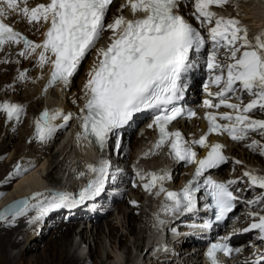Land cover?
<instances>
[{
	"label": "snow or ice",
	"instance_id": "obj_1",
	"mask_svg": "<svg viewBox=\"0 0 264 264\" xmlns=\"http://www.w3.org/2000/svg\"><path fill=\"white\" fill-rule=\"evenodd\" d=\"M228 2L229 0H194L195 19L201 26L214 24L208 28L211 50L207 52L205 64L208 72L213 74L212 83L221 86L220 91L209 93L210 97H215L219 102L213 104L212 99H206L204 105L217 109L224 106L233 110L218 115L206 113L208 133L191 142L201 147H210L202 159H197L196 151L185 141L180 131L169 132L166 127L184 112L182 108L175 106V102L183 95L182 77L192 67L190 52L200 53L209 42L197 28L177 14L175 9L179 0H127L122 8L130 7L134 16L140 13L143 15L136 19L118 15L107 24L105 18L112 0H49L31 8L27 6V0H0V49L5 44H18L21 41L24 43V50L19 53L21 56L28 55L29 50L35 53L37 49H42L38 57L40 65L50 61L53 66L49 85L58 81L67 83L85 55L96 46L105 29L111 30V43L107 48L97 50L98 57L102 58L98 59V63L90 71L84 86V133L94 137L102 148L110 134L128 124L135 113L153 110L156 113L153 123L160 133L155 147L160 148L170 139V153L178 161L197 165L193 180L181 192H166V198L172 201L171 210L191 212L196 206V193L203 187L218 210L216 218L220 220L236 208L240 197L234 194L236 190L231 186L238 181L223 183L209 176L204 179L203 184L198 183V179L207 170L218 168L227 161L222 152L223 145L207 144L208 134L227 133L236 141L246 139L249 132L264 135V120L253 119L249 115L257 109L264 111V31L250 39L248 29L242 26L238 18L218 16L211 10L212 6L223 7ZM10 12H16L29 23H48L43 42L34 43L5 23L3 18L8 17ZM222 49L225 60L218 59ZM24 77L25 72H21L19 78ZM205 90L207 91V85ZM232 95L240 101L244 95L253 98L247 104L230 103ZM0 110L7 113L8 119H19L23 106L4 101L0 103ZM57 115L44 110L37 118L36 135L40 140L51 136L55 128L52 122ZM189 115L195 113L190 112ZM64 119L68 120L69 117L65 116ZM218 119L228 123H218ZM256 146H259L260 154L264 155V145L259 141L253 140L248 145L250 148ZM89 168L99 173V178L93 184L102 185L106 175V162H102L99 168L93 165H89ZM147 175L150 179L144 184L146 190L160 184L157 194L165 192L162 182L170 178L167 174L152 172ZM243 176L248 178L249 188L264 189V175L245 171ZM140 178L145 177L141 175ZM100 190V187L95 188L96 192ZM84 192L87 193L88 189ZM67 200V196H61L60 203L54 202L51 207H59ZM244 202L249 206L264 204V195ZM9 211L12 212L14 222L16 217L27 211V202L18 209L11 207L0 212V220L7 219ZM249 216L253 217V222L243 231L258 230L259 238L264 240V215L249 212ZM228 239L225 237V242L211 244L207 252L211 264H219L217 252L231 255L233 251H239L229 246ZM250 264H260V261Z\"/></svg>",
	"mask_w": 264,
	"mask_h": 264
},
{
	"label": "bare ground",
	"instance_id": "obj_2",
	"mask_svg": "<svg viewBox=\"0 0 264 264\" xmlns=\"http://www.w3.org/2000/svg\"><path fill=\"white\" fill-rule=\"evenodd\" d=\"M114 1H116L117 6H114L111 9V17L109 19L110 23L118 15H124L127 18L131 10L130 7H124L122 9V5H126L127 0ZM114 1H112L111 5ZM235 1L237 4H235ZM39 3H47V0H30L27 1V6L31 8ZM228 5L235 7V11L231 16L238 18L242 26L246 27L248 31L251 32L250 39L264 31V0H229V2L223 7L227 8ZM218 8L220 7L212 6L211 10L218 14ZM178 9L186 11L184 4H181ZM186 16L188 17L189 15L187 14ZM5 20L14 25L20 33L26 35L29 40L34 43L43 42L44 33L49 26L48 23L43 21L39 23H29L26 18L17 15L16 12H11ZM108 32L109 34H107ZM111 34L112 31L106 29L102 35L105 38L109 37ZM101 44L102 42L97 43L96 46L91 49L92 53H90V63L85 66V70L80 80L79 90L77 91L75 98H71L70 93L69 98L67 99L68 103L65 106L54 104L52 108L50 107L51 105H49L42 108L38 107L37 109L29 107V105L31 106V103L35 101L41 103L42 105V96L46 95L49 91L52 92L54 88V86L51 87L48 84L47 76L45 74L50 68L49 62L41 66L38 61L39 53L42 50L37 49L35 53H32L29 50L28 55L21 56L19 53L24 50L23 41L18 44H5L2 49H0V94L3 95L1 99L3 102L8 101L10 103H16L23 106V112L20 114L19 119H8V123L6 122L7 125L5 128L4 121L8 118L7 113L0 115V137L2 138L0 142V194L2 195L4 192L8 191L0 199V208L14 198L23 195H27L30 198L29 204L27 205V211L23 215L16 217L14 222H12V216L7 217V219L0 220V264H88L89 262L90 264H110L111 257H113L112 253H102V235L104 233L103 223H105L107 227L112 242L114 244H118L119 249H126L130 252L128 235L134 236L136 238L134 239L136 242L141 241V243H138L137 245V248H140V250L138 251L137 249L134 256L130 253L124 264H135V260L140 258L142 260L139 264H161L162 262L160 259H153L155 258L153 255L154 243L151 236L155 239L156 234L154 233L153 235L151 233V224L153 222V217H156V223H162L170 216L168 214V210H165L164 206H160V199L154 198L153 191L149 196L150 205L147 207V214L145 216L143 211L136 210V208H139L138 205L136 208L134 207V204V206H132V201L135 200L125 198L123 201L118 202V204L116 201L110 204H103V202H108L107 196L109 195V192H107L106 189H101L99 192L94 190L90 195V189H88V192L85 193V186L80 187L83 180L82 177L86 175V171L83 175H79L78 172L82 170L84 171L85 161L88 157H90V149L84 145V141L82 139L74 135V130L86 98L84 86L89 79L90 71L94 67L95 57L98 54L97 50L101 48ZM21 72H25V77L23 79L19 78ZM71 79H69L67 83H63L61 85L57 84L55 87L56 90L61 88L66 91L73 83V77ZM30 87L34 88L33 93L26 94L23 97H21L19 93L12 94L11 98L10 93H17L21 88H23L25 90L24 92L27 93V90ZM250 100V97H246L244 101L248 103ZM44 110H48L50 113H57L58 115L61 113L62 115L68 116L69 119L66 120L64 124H67L72 120V118H75V120H73L70 124L71 127L69 128V131L65 135L67 140L68 138H71L70 141L66 143V140L65 143L67 145L65 144L57 152H53L52 149L55 144L54 142L63 130V127L59 126L54 128L53 133L50 137H48L47 141L43 140L42 143L44 144L39 150L35 151L34 154L20 156L18 141L23 139V131L16 130L17 122L20 123V121H22L24 116L27 114L29 120V123H27L32 126L34 130L26 134L25 137L28 138L31 136L32 139H35L37 137L35 122ZM259 113L262 114L259 118L264 120L263 111L259 110ZM58 115L56 120L52 122L55 126H58L61 122ZM251 117L253 118V116ZM185 127L186 130L193 132L196 131L198 127L205 130L204 124L198 122L197 120L193 121L192 127H189V125ZM147 134L148 132L141 135L137 132L132 134L127 141L129 151L125 155L126 162L133 164V166L136 167L135 169L139 171L142 170L143 173H141V175H147L152 172L157 174H164L166 172L171 173L176 176V178L174 177V182L169 181L166 183H175L180 179V177L185 175L187 168L172 166V163H170V160L164 151L161 149L155 150L154 144L149 141L148 136L147 146H142L143 141H141L140 138L146 136ZM252 135H256L260 139V144L264 145V135H261L260 132H253ZM250 138H252V140L246 139L237 143V145H231L227 151L229 155L227 161L229 169L230 166L233 167V173L227 177H238L236 179L240 182L244 180L242 190L246 194L249 193L248 191L250 188L248 186L249 183L247 179L243 178L245 177L243 176V173L245 171H252L256 175H264V169L258 165V162L264 163V155L260 154L259 146L252 148L248 147V145L252 143L251 141L257 140L253 137ZM68 144L70 148H80L81 154L78 152L80 154V156L78 155L80 164L76 167L65 169V171L67 170V175H73L74 180L69 185V188H67L66 181V185L63 188L64 179L61 175L57 174V170L60 169L62 164L58 157L65 152ZM11 145L12 147H10ZM153 154H157L155 157V165L152 167H146L148 169L151 168V172L143 170L142 160L140 159L144 158V156H152ZM162 158L163 160H161ZM41 160V165L36 167V163H39ZM236 161H240V163H236ZM99 163L100 162L98 160L89 165H93L98 168ZM235 164H239L240 167H236ZM247 166H249V169H244L247 168ZM27 168L28 170L25 173L18 176L16 181L14 180L13 189L9 190L13 178H16L15 176ZM89 170L90 172L88 176L93 177L95 172L91 171L90 168ZM235 170H238L239 173L235 174ZM40 171L43 172L41 175L38 174ZM255 171H258V173H255ZM221 173L223 175H227L223 172V170ZM126 175H128V173L125 174V176ZM42 179H45L46 183L43 182ZM148 179L149 176L147 175V180ZM118 185L120 184H117V186L113 189L117 190L119 188ZM56 187H59L58 194H55ZM124 187L126 188L127 186L125 185ZM136 187L138 188L140 186ZM44 189L47 190L45 193L35 197L36 192ZM262 190L263 189L258 190L257 192H261ZM81 192L82 195L79 194ZM61 196H67L68 200L61 203L59 207H51L54 202L60 203L59 198ZM38 203H40L41 209L39 208L40 210L36 211L35 209L37 208L34 209V207ZM48 203H50V205H48ZM87 203L92 204L91 206H97V209L102 212V215H99L96 212L90 214L89 211H84L83 208L87 206ZM74 206L77 207L74 208ZM106 206L116 207L118 213L120 212L123 214V219L128 224L127 233H121L118 235L117 224L112 217H110L111 215H108V218L104 221L100 220V217L104 216V213L109 211ZM33 209L35 210L34 213L23 220V216H26V213ZM45 209L46 211H44ZM57 216H62L65 221L56 223L53 228L49 230L48 238L43 240V235L48 226L56 222ZM79 217L86 218V220L90 219V221H92L90 234L85 231V227L80 229L78 232H75L79 222L78 220L76 221V218ZM66 221L68 222L66 223ZM244 221L249 220L245 215H239L237 222L243 223ZM136 223H139L140 226V229L138 230ZM145 228L147 229V232H145ZM141 233L142 235L138 237ZM77 234L80 236L78 245L73 243V238ZM87 240H89V244L94 246L89 249L88 256L83 259L79 257L76 252L79 250L81 243H85ZM40 241L41 243H39ZM185 244L186 242L183 243V245ZM16 246H19L17 253L14 255L10 254V248H14ZM72 247L75 248L71 251ZM177 247H179V245H177ZM184 247L190 246L187 245ZM183 253L184 252H180L181 255ZM192 257L193 256H187V258H185L183 256V260H189ZM168 263L169 262H163L162 264ZM115 264L121 263L117 262Z\"/></svg>",
	"mask_w": 264,
	"mask_h": 264
},
{
	"label": "rangeland",
	"instance_id": "obj_3",
	"mask_svg": "<svg viewBox=\"0 0 264 264\" xmlns=\"http://www.w3.org/2000/svg\"><path fill=\"white\" fill-rule=\"evenodd\" d=\"M235 4H237V2L235 1ZM114 6H117V3H116V1H114L113 2V4L110 6V8H109V10H108V13H107V16H106V18H105V23L107 24V23H110L109 22V19H110V17H111V9H112V7H114ZM124 8V7H123ZM122 8V9H123ZM222 8V9H221ZM234 6L232 7L231 5H228V7L227 8H224V7H220V9H219V11H217V15L218 16H224V17H232L231 15L234 13ZM11 13V12H10ZM10 13H9V15H10ZM106 30V29H105ZM250 31H248V36H249V38H250ZM107 34H109V32L107 33ZM100 42H102V39H99L97 42H96V44L97 43H100ZM93 49V48H92ZM90 53H92V51L90 50L86 55H85V57H84V59L81 61V63H80V66H79V68H78V70H77V72L75 73V75H74V77H73V83L71 84V86H69V90L67 89L66 91H64V89H61V88H58L57 90H56V85L54 86V88H53V90H52V92H48L46 95H44V96H42L43 97V104L41 105V103H39V102H33V103H31V106L29 105V107H32L33 109H37L38 107H47V106H49V105H51L50 107L52 108L53 106H54V104L55 105H63V106H65L67 103H68V101H67V99L69 98V95H70V93H71V98H75V96H76V93H77V91L79 90V86H80V80H81V77H82V74H83V72H84V70H85V66L87 65V64H89L90 63V58H91V55H90ZM225 56V55H224ZM224 59V58H223ZM28 81V80H27ZM25 90L23 89V88H21L17 93L16 92H12V93H10V95H11V98H12V94H20L21 95V97H23V96H25L26 94H31V93H33L34 92V88L33 87H30V88H28V90H27V93L26 92H24ZM1 97H3V95L2 94H0V103H2L3 101H2V99H1ZM246 97H248V96H244L243 97V101L245 100V98ZM249 98V97H248ZM74 109H75V107H74ZM3 115V114H6V112H4V111H2V110H0V115ZM250 116H253V119H260L259 117L260 116H262V114L261 113H259V110H256L255 112H253L252 114H250ZM58 117L60 118V124H58V126L56 125L55 126V128L56 127H59V126H61V127H63V130L61 131V133L59 134V136L57 137V139L55 140V144H54V146H53V152H57L60 148H62L66 143H68V141H70V139L71 138H68V140H67V138H65V135H66V133L69 131V128L71 127V123H72V121L73 120H75V118H72V120L70 121V122H68L67 124H64L65 123V119H64V117H65V115H62L61 113L58 115ZM63 119V120H62ZM29 120H28V115L26 114V116H24V118H23V120L22 121H20V123L19 122H17V125H16V130L18 131V130H21V131H23V135H22V140H20V141H18V145H19V147H20V156H24V155H26V154H34V152L35 151H37V150H39L40 149V147L44 144V143H42L43 142V140H40L38 137H36L35 139H32L31 138V136H29L28 138H26L25 137V135L26 134H28L29 132H32V130H34L33 129V127L32 126H30L28 123ZM8 123V118H6L5 119V121H4V128L6 127V125H7V123ZM28 122V123H27ZM21 124V125H20ZM23 129V130H22ZM35 129H36V127H35ZM250 136V135H249ZM250 137H253L254 139H257V141H260V139L256 136V135H251ZM140 138V137H139ZM1 137H0V142H1ZM10 139V138H9ZM8 139V140H9ZM48 139V138H47ZM47 139H45L46 141H47ZM141 139V141H143L142 143V146H144V145H146L147 146V141H148V138L147 137H141L140 138ZM66 140H67V142H66ZM144 140H145V142H144ZM247 140H252V138H248ZM58 142V143H57ZM66 142V143H65ZM252 142V141H251ZM145 143V144H144ZM245 143H249V142H245ZM56 145V146H55ZM67 145V144H66ZM10 147H12V145L10 146ZM80 148H78V147H76L75 149L74 148H70V146H69V144H68V146H67V149L65 150V152L62 154V155H59V160H61L60 162L62 163L61 164V166H60V169L59 170H57V174L58 175H61L62 177H63V179H64V185L62 186L63 188H64V186L66 185L65 184V182L67 183V188H69V185L72 183V181L74 180L73 179V175H67V170L65 171V169H69V168H71V167H76L77 165H79L80 164V161H79V156H80ZM80 154H79V153ZM79 155V156H78ZM155 157H156V154H153L152 156L151 155H149V156H144V158H142V159H140V160H142L141 162H142V168H143V170H147V171H149V172H151V168H146L147 166L148 167H152V166H154L155 165V163H156V161H155ZM5 159V158H4ZM4 159H3V161H4ZM161 160H163V158L161 159ZM69 162V163H68ZM41 163H42V160L41 161H39V163L37 162L36 163V167H39L40 165H41ZM149 163V164H148ZM37 164H39V165H37ZM46 164V163H45ZM67 165V166H66ZM258 165L261 167V168H263L264 169V163H261V162H258ZM34 166V167H35ZM235 166L236 167H240V165L239 164H235ZM244 169H249V166H247V168H244ZM28 170V168L27 169H25V170H23L22 172H20L17 176H15L16 178H13V180H12V182H11V186H10V188H9V190H12L13 189V184H14V182L16 181V179L18 178V176H20L21 174H23V173H25L26 171ZM135 171L136 172H138L139 170H137V169H135ZM139 172H141V173H143L142 172V170L141 171H139ZM223 172H225V174H227V176H229V175H231L232 173H233V167L232 166H230V169H229V165H227L226 166V168H225V170L223 171ZM43 172L42 171H40L38 174L39 175H41ZM45 173V172H44ZM131 173H133L134 174V172H131ZM234 173L235 174H237V173H239V171L238 170H235L234 171ZM255 173H258V171H255ZM135 176H136V174H135ZM43 177V176H42ZM141 177V175H137L136 176V179H141L140 178ZM240 177V176H239ZM236 178H238V177H236ZM243 178H245V179H247V181H248V178L247 177H243ZM15 180V181H14ZM43 180V182H45L46 183V181H45V179H42ZM242 182H244V180L242 181ZM248 183H249V181H248ZM119 184V183H118ZM136 186H140L139 184H137ZM58 188L59 187H56V190H55V194H58L59 193V191H58ZM140 188L141 187H136V188H128V186L125 188L124 187V189L125 190H123L122 191V193L120 192V194H119V196H120V198H119V200L118 201H116V203L118 204V202H120V201H123L125 198H130V199H132V200H135V203L136 204H134V203H132V206H134L135 208H136V206L138 205L139 206V208H136V210L138 211H143V213H144V215L146 216V214H147V207L150 205V202H149V196H150V193H148V192H146V191H148V190H143V192H142V190H140ZM253 190H254V192H257L258 190H261V189H259V188H256V187H252V188H250V190H249V195L247 194V198H252L253 197V195L255 194L254 192H253ZM8 191H6V192H4V194H6ZM4 194H0V199L4 196ZM134 204V205H133ZM48 205H50V203H48ZM36 206H38V207H36ZM35 207H34V209L35 208H37V209H35L36 211H38V210H40L41 209V206H40V203H38L37 205H36ZM115 206V205H114ZM129 207H131L130 205H128ZM257 206H260V204H257ZM127 207V206H126ZM40 208V209H39ZM107 208V207H106ZM30 210V211H28L27 213H26V216H23V218H21V219H23V220H25L27 217H29V216H31L33 213H34V211L35 210ZM90 209V206L88 207V206H86V207H84L83 208V210L84 211H88ZM109 211L108 212H105L104 213V216H101L100 217V220L101 221H104L105 219H107L108 218V215H111L110 217H112V219L115 221V223L117 224V227H118V235H120L121 233H127V226H128V224L125 222V220L123 219V214L122 213H118V210H117V208L116 207H110V208H107ZM45 211V210H44ZM79 221L78 222V226H77V228H76V230H75V232H78L80 229H82V228H84L85 227V231H87V233L88 234H90V230H91V224H92V221H90V219H87L86 220V218H81V217H79V218H76V221ZM84 220H86V221H84ZM63 221H65V219H63V217L62 216H57L56 217V222L54 223V224H51V225H49L48 226V228H47V230H46V232L44 233V235H43V240H45V239H47L48 238V236H49V230H51L52 228H53V226L56 224V223H58V222H63ZM68 221H66V223H67ZM16 224V223H15ZM104 224V233H103V235H102V239H103V241H102V245H103V251H102V253L103 252H109V253H112V255H113V257L115 258H113V257H111V260H110V264H115V263H121V264H124L126 261V259L129 257V255H130V253H132V256H134L135 255V253H136V251H137V245H138V243L140 244L141 243V241H139V242H136V240H134V239H136L134 236H132V235H128V245H129V248H130V252L128 251V250H126V249H122V248H118V244H114L113 242H112V239H111V237H110V235H109V233H108V230H107V227H106V225H105V223H103ZM244 224H245V222H244ZM14 225V224H13ZM136 227H137V230L138 229H140V226H139V223H136ZM145 230V232H147V229L145 228L144 229ZM140 235H142V233L141 234H139L138 235V237L140 236ZM79 241H80V236L77 234L74 238H73V243L74 244H79ZM117 241V240H116ZM39 243H41V241L39 242ZM75 246V245H74ZM93 246L94 245H92V244H89V240H87L85 243H81V245H80V248H79V250L76 252V254L79 256V257H81V258H86L87 256H88V254H89V249H91V248H93ZM75 247H72V249H71V251L74 249ZM18 249H19V246H16V247H14V248H10V254H12V255H14L15 253H17V251H18ZM140 250V248L138 249V251ZM114 255H116V256H114ZM150 256V255H149ZM104 258V257H103ZM118 258V259H117ZM120 259V260H119ZM113 260V261H112ZM141 258L140 259H138V260H135V264H139V262H141ZM144 262V261H143ZM88 264H90V262L88 263Z\"/></svg>",
	"mask_w": 264,
	"mask_h": 264
},
{
	"label": "water",
	"instance_id": "obj_4",
	"mask_svg": "<svg viewBox=\"0 0 264 264\" xmlns=\"http://www.w3.org/2000/svg\"><path fill=\"white\" fill-rule=\"evenodd\" d=\"M25 201L27 202V205H28L30 199H29V197L27 195H23V196L15 198V199H12V200L7 202L5 205H3L0 208V212H4L5 209L11 208V207H14V208H17V209L20 208V207H23ZM9 216H12V212L11 211H9L7 213V217H9Z\"/></svg>",
	"mask_w": 264,
	"mask_h": 264
}]
</instances>
